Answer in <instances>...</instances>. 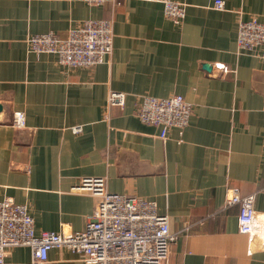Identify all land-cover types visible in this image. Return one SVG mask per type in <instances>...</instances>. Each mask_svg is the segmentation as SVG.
<instances>
[{
	"label": "crops",
	"instance_id": "crops-1",
	"mask_svg": "<svg viewBox=\"0 0 264 264\" xmlns=\"http://www.w3.org/2000/svg\"><path fill=\"white\" fill-rule=\"evenodd\" d=\"M174 1L185 5L179 24L157 2L0 0V201L25 204L36 232H77L96 202L78 186L104 178L107 192L152 200L167 216L176 239L166 264H264V243L240 234L239 206H226L231 188L255 194L264 222V47L236 44L238 19L264 23V0H222L223 10ZM89 19H111L113 33L111 54L91 70L29 51V36L65 38ZM109 91L126 94L123 107L106 105ZM140 95H181L188 126L161 139L134 116ZM29 259L26 247L4 255ZM46 264L85 263L51 249Z\"/></svg>",
	"mask_w": 264,
	"mask_h": 264
},
{
	"label": "built area",
	"instance_id": "built-area-1",
	"mask_svg": "<svg viewBox=\"0 0 264 264\" xmlns=\"http://www.w3.org/2000/svg\"><path fill=\"white\" fill-rule=\"evenodd\" d=\"M90 6L103 5L107 0H83ZM116 1V0H112ZM163 6L164 16L179 24L185 17V5L174 0H142ZM213 9L223 10L222 0H213ZM111 19H89L68 31L65 38L54 33L29 36V51L56 55L59 64L69 68L91 70L102 64L112 52ZM237 48L250 51L264 47V23L255 17L237 22ZM225 71L222 65H215ZM126 94L109 91L106 105L123 107ZM191 104L181 95L164 98L149 95L137 97L134 116L143 124L157 127L164 139L169 129L182 132L189 124ZM24 115L14 112L12 125L24 126ZM81 127H74L78 133ZM78 189L96 198L93 215L81 231H35L34 220L25 204L11 198L0 201V264L5 251L16 247L30 250L26 264H46L51 249L67 250L81 257L85 264H166L176 234L170 232L168 218L157 212L156 203L142 197L109 193L104 178H84ZM255 194L241 195L237 188L228 190L226 206L238 205V231L249 241L264 243V222L254 208Z\"/></svg>",
	"mask_w": 264,
	"mask_h": 264
},
{
	"label": "water",
	"instance_id": "water-1",
	"mask_svg": "<svg viewBox=\"0 0 264 264\" xmlns=\"http://www.w3.org/2000/svg\"><path fill=\"white\" fill-rule=\"evenodd\" d=\"M2 110V107L0 106V111Z\"/></svg>",
	"mask_w": 264,
	"mask_h": 264
}]
</instances>
